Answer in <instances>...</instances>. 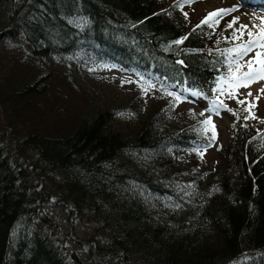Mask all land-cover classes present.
I'll list each match as a JSON object with an SVG mask.
<instances>
[{"label": "trees", "instance_id": "16d2710c", "mask_svg": "<svg viewBox=\"0 0 264 264\" xmlns=\"http://www.w3.org/2000/svg\"><path fill=\"white\" fill-rule=\"evenodd\" d=\"M186 7L0 0V45L22 52L12 76L32 67L27 57L113 66L141 78L137 99L150 93L153 103L128 126L107 105L37 124L54 79L65 83L69 71L0 83V264H264V128L250 103L235 100L228 143L208 166L218 131L212 141L203 111L178 110L167 94L188 89L216 104L231 64L224 50L240 42L221 43L213 26L194 31L204 17Z\"/></svg>", "mask_w": 264, "mask_h": 264}, {"label": "rangeland", "instance_id": "374dc122", "mask_svg": "<svg viewBox=\"0 0 264 264\" xmlns=\"http://www.w3.org/2000/svg\"><path fill=\"white\" fill-rule=\"evenodd\" d=\"M175 1V0H170ZM182 3V2H180ZM187 7L184 11L193 12L197 18L205 17L209 12L218 9L235 8L234 12L228 13L219 19L218 24H213V28L222 35L220 42L223 43L225 40L231 41L233 39V32L236 31L237 35H240V26L248 25V29H244V35L241 37L242 40L248 39L247 31H259V25L264 22V1L252 0H192V3H185ZM234 17L239 18L232 28L227 25L232 21ZM13 43H17L16 40H12ZM258 49H254L243 57H236L232 55L229 61L232 63L233 60L238 59L239 63L244 65L250 59L255 56V52ZM21 48L14 47L13 45H0V83L5 84L8 80L13 83L16 79H28L34 81V74L44 76L48 70H60L69 71L65 83L58 78L54 79L51 88L46 93V104L49 110L44 112V116L38 117L35 115L34 123L42 124L47 122H54L57 117H63L65 115H72L74 113H82L86 116L93 115L96 110L106 108L105 105L111 106L110 109L113 111V121L116 125H133L143 120L148 114V109L152 103L150 93H146L145 96L138 98V90H135L141 83L139 78L133 72H124L121 69H117L113 66L100 69L99 67H90V69L79 68L78 66L71 68L69 64L62 66L57 63L50 64L44 62L42 66L40 59L27 57L25 64L31 65L32 67L25 66L20 72V75H11L12 63L16 60L15 55H20ZM38 62V63H36ZM80 70V71H77ZM242 71H247V68H242ZM11 76V77H10ZM34 78V79H33ZM141 82V83H140ZM40 87V85H39ZM40 88H43L41 85ZM264 80H257L247 87H240L236 91V98H229L227 93L221 95L220 98L226 107L206 102L197 94L196 91L185 90L175 91L172 97L179 96L180 100L176 101L178 110L188 109L189 107H196L205 116L211 117L214 129L218 131L217 144L211 149H208L206 155V163L208 166H214L216 159L219 158L215 152L216 147L219 143H228L229 133L237 117V111L234 109L235 100H246L250 103L252 109V115L258 122L259 127L264 128ZM156 90V89H154ZM251 93V95H249ZM170 96V95H169ZM174 97V98H175ZM258 97V98H257ZM171 98V96H170ZM136 99V103L132 102ZM121 111H116L117 105L121 104ZM246 103V104H247ZM44 105V104H43ZM233 105V107H232ZM249 105V104H248ZM162 104L159 105V108ZM109 109V108H106ZM109 109V111H110ZM242 109V108H241ZM147 112V113H146ZM261 118V119H260ZM3 112L0 111V121L3 120ZM30 120V119H29ZM27 125H30L27 121ZM219 142V143H218ZM206 153V152H205ZM59 214V213H58ZM60 215V214H59ZM80 229L79 231H82Z\"/></svg>", "mask_w": 264, "mask_h": 264}, {"label": "snow or ice", "instance_id": "6c2138e0", "mask_svg": "<svg viewBox=\"0 0 264 264\" xmlns=\"http://www.w3.org/2000/svg\"><path fill=\"white\" fill-rule=\"evenodd\" d=\"M185 3H192V0H184ZM180 7H183V5H180ZM235 8H228V9H218L214 10L212 12H209L201 21L200 24L196 25L193 29L194 31L197 28H200L202 25H208L209 27H212L213 24H218L219 19L222 18L224 15H227L228 13L234 12ZM185 17L187 18V13H185ZM239 18L234 17L232 21L227 25L229 28L233 27V24L236 23V21ZM248 25H241L240 26V35H237V32H233V38L240 41L235 45V47L225 49L224 51L231 56L233 53L236 55V57H243L246 56L248 53L252 52L254 49H258L255 52V56L248 60L246 64L242 65L239 63V60H233L232 63L229 65L228 68V75L227 77H221L217 82V88L213 89L214 92H218L219 95H224L227 93L229 98H236V91L240 87H247L249 84L257 81V80H264V22H262L259 25V31H253L248 30L247 36L248 39L246 41H242L241 37L244 35L243 30L248 29ZM187 37H183L181 39L173 41L174 44H181L184 39ZM182 63V62H181ZM246 67L247 71H242V68ZM153 87V85H147V87L144 88V91L146 92L148 88ZM261 92H264V89H261ZM170 96L175 95L174 93H167ZM251 95V93H249ZM258 98V97H257ZM176 101L180 100L179 96L175 97ZM217 101L219 102V105L222 107H226L224 105L222 100H219V96L216 97ZM237 103L244 104V100H237ZM251 107V105H249ZM201 116L204 115V113L200 114ZM251 114L249 116H245L244 119L250 118ZM205 126V131L208 130V126H212V137L211 140H215V130L214 125H212L211 117H208L204 119L201 122ZM202 156V153H200Z\"/></svg>", "mask_w": 264, "mask_h": 264}, {"label": "bare ground", "instance_id": "6f19581e", "mask_svg": "<svg viewBox=\"0 0 264 264\" xmlns=\"http://www.w3.org/2000/svg\"><path fill=\"white\" fill-rule=\"evenodd\" d=\"M253 2H255V1H262V0H252Z\"/></svg>", "mask_w": 264, "mask_h": 264}]
</instances>
